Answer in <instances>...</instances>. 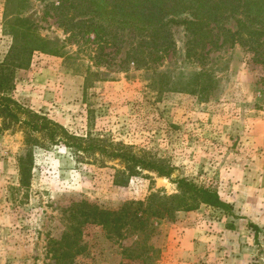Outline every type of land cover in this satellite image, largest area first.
<instances>
[{
	"label": "rangeland",
	"instance_id": "1",
	"mask_svg": "<svg viewBox=\"0 0 264 264\" xmlns=\"http://www.w3.org/2000/svg\"><path fill=\"white\" fill-rule=\"evenodd\" d=\"M58 2L0 0V63L15 43L7 23L16 18L59 53L35 52L17 71L10 94L17 119L0 110V264H53L51 242L69 230L74 203L117 210L152 193L179 195L180 181L216 191L232 210L202 205L152 219L148 236L123 240L86 225L74 264H264L262 68L239 46L213 51L203 64L189 61L182 25L172 27L176 51L165 60L126 67L124 45L101 66L95 47L58 26ZM31 113L68 138L34 134L31 184L22 188L18 160ZM122 155L170 175L132 167Z\"/></svg>",
	"mask_w": 264,
	"mask_h": 264
},
{
	"label": "trees",
	"instance_id": "2",
	"mask_svg": "<svg viewBox=\"0 0 264 264\" xmlns=\"http://www.w3.org/2000/svg\"><path fill=\"white\" fill-rule=\"evenodd\" d=\"M52 10L58 26L71 41L96 48V60L101 66H108L124 45L130 47L122 63L126 67L131 64L150 67L165 60L176 51L172 27L182 25L189 61L203 64L213 51L239 46L264 72V0H59ZM14 22L7 25L15 43L0 63V110L17 119L10 97L17 71L30 67L35 52L59 53L50 52L45 41L33 38L31 29L20 18ZM30 117V121H25L29 131L25 153L18 160L22 188L31 184L33 153L39 144L34 134L44 132L55 142L60 131L68 138L60 125L37 114L31 113ZM121 158L132 167L143 166L160 176L170 175L152 162L128 155ZM120 182L117 180V185H127L125 180ZM179 184V195L152 193L145 201L127 202L117 210L102 209L87 201L74 203L69 230L60 240L51 242L49 253L53 264H74L76 256L83 254L81 236L86 225L101 226L108 237L123 240L129 236H148L152 219L174 218L178 212H192L202 205L232 210L216 191L187 181ZM129 258L132 259L131 255Z\"/></svg>",
	"mask_w": 264,
	"mask_h": 264
}]
</instances>
